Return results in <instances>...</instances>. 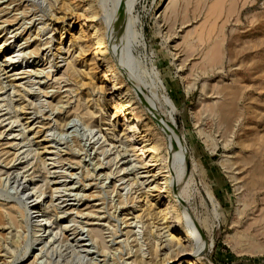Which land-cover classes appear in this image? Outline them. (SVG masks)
Instances as JSON below:
<instances>
[{"label":"rangeland","instance_id":"374dc122","mask_svg":"<svg viewBox=\"0 0 264 264\" xmlns=\"http://www.w3.org/2000/svg\"><path fill=\"white\" fill-rule=\"evenodd\" d=\"M90 1L94 22L84 0L71 1L78 10L66 9L64 0H14L13 12L4 16L10 20L0 14V43L7 39L1 64L14 56L7 69L0 66L10 98L0 118L15 115L17 102L26 100L28 114L20 118L43 124L41 137L49 135L55 151L75 157L45 166L32 139L21 154L5 144L6 132L0 136V210L16 207L15 219L0 224V264H137L150 239L165 242L157 209L146 222L131 208L133 195L143 204V192L162 181L153 178L158 166H144L154 164L155 142L161 158L169 155L174 186L194 215L196 225L185 216L175 223L189 233L191 252L203 251L198 264H264V0ZM81 25L90 45L87 64L95 70L86 84L62 77L64 62L56 53L62 39L64 47H78ZM94 26L107 43L104 52L94 45ZM21 71L17 78H27L16 81L15 92L6 86L8 76ZM79 100L92 105L95 126L89 131L72 116L61 129L55 119ZM161 115L181 141L177 150L157 122ZM127 124L134 133L124 130ZM26 135L32 138L30 130ZM124 165L128 181L117 177ZM27 174L45 190V227L53 234L47 244H36L33 223L24 216L19 182ZM59 207L64 212L57 215ZM92 222L103 242L90 232Z\"/></svg>","mask_w":264,"mask_h":264},{"label":"bare ground","instance_id":"6f19581e","mask_svg":"<svg viewBox=\"0 0 264 264\" xmlns=\"http://www.w3.org/2000/svg\"><path fill=\"white\" fill-rule=\"evenodd\" d=\"M71 1L72 0H64L63 5L66 7V9L70 8V7L73 8L74 5ZM84 1L87 2V6H86L84 12L87 14L88 18H90L89 20L94 22L96 20L97 13L93 9V4L90 0H84ZM13 3H14V0H11V1L10 0H0L1 18L8 15V13H10V12H13V11H10V9L13 7V6H11ZM38 3L40 4L39 1H38ZM74 8L76 10H78L75 6H74ZM23 9L26 10V7H24ZM118 12H120V11H118ZM108 14H110V13H108ZM120 14H121V12H120ZM106 17H107V21L110 23V25L116 24L115 21H117V19L116 20L114 19V23H111L112 16L106 15ZM9 18L10 17H7V18L4 17L3 21L5 22L6 19H9ZM114 18H116V16ZM105 20H106V18H105ZM107 21H106V23H107ZM8 22H10V21H8ZM83 25H81L80 31L77 32V36L75 35L76 36L75 37L76 43L78 44V47L76 49L73 50L72 45H69L68 48L64 47L65 45L63 46V39L60 40V42L58 43V47H56L57 48V52H56L57 55L61 56V58H62V60L59 62H62V61L64 62L63 65H60L61 67H65L61 73L62 77H67L68 80L69 79L74 80L76 83H79V84H84V82L86 80H88L89 77L91 78L93 76L92 71L94 70V67L91 66V64L90 65L87 64L88 63V54H89L88 51H89L90 45H89V42L86 40L88 38H87V34L85 33L86 31L83 29V27H84ZM93 30H94V33H92V34L94 36L93 37L94 38V45L99 47L103 52L106 51L107 50V46H106L107 43L103 39L100 28L98 26H94ZM6 41H7V39H5L4 41H2L0 43V52L4 48ZM48 43L49 42H47L46 44H48ZM38 50H40V47L36 46L35 51L40 52ZM13 57L14 56L6 57L5 60H2V64L0 62V66L2 65L4 67H6V68H2V71L7 69V62L12 61ZM89 62L91 63V60ZM10 65L12 66V63ZM53 66L54 65L50 63V67H53ZM89 66H91V67L88 68ZM123 66H124V63H123ZM34 67H38V63L34 64ZM120 68L124 73V68H122L121 66H120ZM20 69H24V68L21 67ZM7 72L9 73V72H11V70H6L5 73H7ZM0 73H2V72L0 71ZM23 73H26V71H21V72H16L14 74H10L8 76L9 77V80H8L9 84L6 86H11L15 92L16 91L19 92L18 85L20 83L17 84L16 81L21 80V79H25V78H27V76L26 77L22 76L20 78H17V75H20ZM49 74H47V75H49ZM128 75H129V72H128ZM0 76H1V74H0ZM113 77H114V80H116L117 82L118 81L122 82L123 78L121 77L120 72H113ZM48 79H49V76H48ZM86 83H87V81L85 82V84ZM1 84H2V82H0V112L3 110V108H5V106H7L8 101L10 100V98L8 97L9 94L7 95L6 91H4V87H2ZM48 103L50 104V106L52 108H53V106L56 105L55 103H53V100L48 102ZM151 105H153V104H151ZM28 106H29V104L26 102V100H22V101L19 100L16 104V107H15L17 113L15 115L7 118L8 122L6 124H4V126H2L1 124L3 122H5L7 119H1L2 114H0V117H1L0 118V125H1L0 126V136H2L5 132H6V135H8V137L6 138L5 144H9V146L15 147L17 149V151H19V153L25 154L27 152V149L24 150V148L26 147L27 144L30 145L29 142H31V141L28 142V139L29 140L32 139V141L37 146V148H36L37 152L36 153H38L40 160L42 161V163L45 166L49 165V163L47 164V161H49V160L51 161L52 165H55L53 167H57L58 162H61L65 159L75 158V157H69V156H68L69 157L68 158L67 157L68 154H66L67 152L62 154L61 151H59V152L55 151V145L51 144V141L48 139L49 135L46 134V135H44V137H41L40 133L43 131V129L40 127L44 126L43 124L38 128L34 124H33V126H31L30 119L27 116L25 118H20L21 114H24V115L28 114V112H27L29 109ZM156 111H155V115L157 116ZM159 114H161V113H159ZM95 115L96 114H95L94 109L92 108V105H90L88 102H86V103L80 102V100H79V102H77L71 109L67 110V113L64 116H62V117L58 116L55 119V122L61 129H65L68 127L67 126L68 122H71V120H72L70 118L72 116H77L78 118H80L82 124L86 127V129L87 130L89 129V131H90V129H92L96 123V116ZM161 116L162 117L160 118V120H158L159 118L158 119L156 118L157 122L159 121L162 130L164 131L166 136L169 138V142L171 143L172 146L176 147V150H177V148H180V146L182 145L181 141H180L179 137L174 133L173 129L168 125L167 119L165 117H163L164 115H161ZM150 118H152V117H150ZM69 119H70V121H68ZM74 120H76V119H74ZM23 121H25V122H23ZM21 122H23V123H21ZM15 124H17L16 127L18 129H15ZM134 127L135 126H133V125L127 124V126L124 130H127L128 133H131L134 131ZM13 129H15V130H13ZM26 130L31 131L32 138L27 137ZM99 135L101 138L106 137V135L104 133H101ZM167 137H165V138L167 139ZM151 144L152 145L150 146L151 147L150 149H151L152 154H151L150 161L153 162L154 164H150L149 162H145L144 166H147V167H149L151 165L158 166V171L153 174V178L155 179L157 176L158 177L162 176L163 178H162V181L160 183L156 181L155 186L149 185V188L143 192V195H144V198L142 200L143 204H141V201H140L141 196L133 195L131 197L132 214L134 213L136 219L142 220L145 218L146 219L145 221L147 222L149 219V217H148L149 214H151L152 212H154L157 209V211L154 214H156V216L161 221V223H162L161 226L164 225L163 229L165 230V232H167V235H166L167 239L163 243L155 242V241H152L153 239L152 240L150 239L149 242L147 243L148 248H147L146 252H143V254H140L138 257H136L135 262H137V264H172L173 262H176L174 264H198L199 259L197 260V258H199L202 255V253H201L202 250L200 249L196 253L191 252V249H190L191 238H190L189 233L186 232L184 230V228L179 225V223H175V222H177V220H181L185 216L187 221H190L194 225H196L195 220H194L195 218L193 219L194 215L192 213V210L190 209V207L186 203L185 199L182 197L181 191L177 190V187L174 186L175 175L173 174V172L171 170L172 169L171 163H169V162H171V160L169 161V155L165 156L164 159L161 158V156L157 152L161 143L155 142L154 144L153 143H151ZM167 149H168V147H167ZM47 156H49V157H47ZM172 157H171V159H172ZM128 168H129L128 165L120 166V168H119L120 173L117 176V177H119L120 181L126 180V178L128 176V174H127ZM28 175L29 174H27L24 177L23 181L21 180L22 182L19 180L20 181L19 185L21 187H23L21 197H22V199H24L26 201V206L24 208V216L31 219L33 226H34L33 231H32L33 237H34L36 244L39 245V244L45 243V241L48 242L47 240L52 239V241H53V237L51 238V235L53 236V234H51L50 230L47 227H45L48 219L45 218L44 212L46 213V210L43 209V206H45V204L43 203L44 200L42 199L43 195L45 194V190L43 189V184L39 185L38 182L36 180H34V176L27 179ZM173 176H174V178H173ZM126 181H128V180H126ZM173 191H176V192L173 193ZM162 193L167 194L166 195V200H167L166 202H162V200H163L162 199ZM86 208H88V206ZM15 211H16L15 205L8 206L7 208L3 207V210H0V224H1V221L5 225H6V223L12 222L16 217ZM63 212L64 211L61 210V207H59V211L57 212V215H58V213L63 214ZM39 213H40V215H39ZM170 216H172V220H171ZM41 217H42V219H39ZM57 218H60V217H57ZM89 225H90L89 230L92 233V235L96 238H100L101 241L103 242V236H102L103 234L101 232V229L99 227H96V225H98V224L92 222ZM148 228L149 227H147L145 229L147 235L151 234V231ZM197 228H199V227H197ZM199 230H200L201 238L203 239V241L205 243V235L202 233L201 228H199ZM84 243L81 245L85 247L87 244H84ZM45 244H47V243H45ZM203 248H204V246H203Z\"/></svg>","mask_w":264,"mask_h":264}]
</instances>
